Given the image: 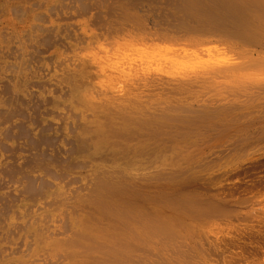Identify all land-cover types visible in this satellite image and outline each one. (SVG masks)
I'll return each instance as SVG.
<instances>
[{"label":"rangeland","instance_id":"rangeland-1","mask_svg":"<svg viewBox=\"0 0 264 264\" xmlns=\"http://www.w3.org/2000/svg\"><path fill=\"white\" fill-rule=\"evenodd\" d=\"M196 1L0 0V18H2L0 19V115L2 116L5 110L10 113L16 111L14 114L11 113L13 116L11 115V118L9 116V120L0 122V264H52L51 261H54L53 264H264V154L259 151L261 147H264V126H259V122H256L258 127H248L241 131L232 127L228 138L221 142L215 140L217 134L214 130V137L208 136L205 140L201 139L202 141H198L196 145L193 144L194 146L191 144L192 149L188 148L190 152L202 149L205 146L203 142L207 144V140L208 143L216 144V146L213 145L215 148L213 153L206 154L203 160H200L197 168L188 170L186 175L181 173L180 181H176L177 176L173 177L176 172L168 165L167 169L173 170L169 173L174 172L175 174L172 175V180H174L167 181V183L166 181L164 183L161 180H159L161 182L153 180L146 173L141 175L138 171L132 172V177L140 176L142 178L139 181L141 183L133 185L130 183L127 185L128 187L145 188L153 196H168L171 197L170 200L177 199L179 195L180 197L178 200L164 202L147 196L149 199L143 198L138 205L134 204L139 208V214L133 213L129 216H117V218L104 217V221L118 224L122 228H133L131 232L120 233L118 236L110 234L108 237H100L97 234L92 236L89 234V237L86 238H92L95 245L101 240L102 244H110L112 247L104 246L106 248H102L98 244V248L85 249L87 252L81 253L84 249H79L76 253H70L67 250L61 249L62 252L58 250L61 247V241H63L60 240L61 236L55 240L58 243L57 239L60 238L59 247L57 244L55 250L48 249L51 244L54 246V241L48 244L51 239L45 240V245L48 244V247H42L44 242H40L41 240L36 238H29L31 227L47 220H55L59 226L64 222L66 224L67 221L69 222L67 224L71 223L70 225H72L73 223L76 226V237L82 235L78 232L79 230L83 231L85 227L87 228L77 218L67 221L63 217L52 219L48 214L49 204L46 205L52 196L62 199V205L58 208L57 214L63 215L68 205L74 204L80 209L88 208L87 205H83L81 197L83 198L85 193L89 194L87 191L89 192V188L97 180L100 181L99 189L102 192H104V187L110 184H113L115 189L124 186L116 176L111 174V169L119 165L114 161L118 151L112 145L106 146L105 144V140L110 138V134L116 130L118 125L114 120L105 122L97 119L96 106H92L95 99L106 97L115 104L126 103L129 106L143 103L142 101L148 99L152 105L156 106V114L159 112L161 114L169 113L170 116L178 119L173 123L188 125L195 133H199L200 129L203 132L202 125L204 124H212L216 129L219 127L223 129L225 127L222 124H232L239 119H246L247 116L255 118V120L259 116L264 118L263 59L262 63L259 62L263 66L262 69L260 70L261 67H258L260 65L257 66L258 75L252 71L250 74L252 76L248 78L249 74L245 76L239 71L238 74L233 71L235 69L229 71V76L225 67H222L223 65L215 67L216 64L220 65V61L224 65L228 64L225 62L229 58L230 62L233 61L231 57L219 60L221 56L215 57L216 55H214L213 59L210 56L213 51L220 50L221 52L232 47L231 52L237 50L232 58L238 64L244 59V63L247 59L249 60L248 55L254 49H258L256 51L259 53L254 50L253 57L264 56L262 54L264 49H259V46L233 36V39L231 36L227 38L225 35L212 37L208 36L209 33L205 36L201 34L202 32H194L214 26L212 19L218 15L225 21L227 18L226 25L229 29L239 28L240 24L235 22L232 16L235 20L237 18L240 20L242 16L231 13L229 15L228 11H217L214 13L216 16L213 13H207L206 17V15L199 14L201 9ZM178 3L182 6H178ZM255 9L256 6L249 7L244 10V15H248ZM256 10L260 11L261 9ZM259 14L262 15L261 11L258 16H260ZM120 15L133 20L132 23L129 24L125 21L118 24L115 19H118ZM124 25H130L129 27L132 26L135 30L133 31L132 28L129 30V27ZM136 25H140L141 28L144 25L143 30H138L140 27L138 28ZM170 25L171 27H169ZM35 26L39 27L40 31ZM187 26L188 30L193 29L186 34V40L188 41L189 37L191 42L184 40L186 35L185 37L182 35ZM219 26L218 28L221 29ZM145 27L149 28L148 31ZM41 28L46 31L42 30V32ZM144 28L150 35L145 34ZM152 29L159 30L154 32ZM149 30L153 32L150 33ZM126 32L130 37L127 36L128 33L125 34ZM139 32H143V35ZM178 32L179 34H177ZM92 33L93 36L90 35ZM155 34H159V36ZM50 35L57 36L59 40ZM144 35L148 36L147 39ZM160 35L163 38L168 36L169 39L174 37L175 40L179 38L178 42L182 37L187 44L184 42L178 44L177 40L176 42L174 40L175 44L177 43L175 45L171 41L173 38L171 40L167 38L168 42H165V38L162 40L157 38L161 37ZM171 35L173 36L171 37ZM46 36L47 38H45ZM27 38L28 41H25ZM40 38H42L41 40L48 39V41L41 43V41L39 42ZM212 38L214 39L212 40ZM155 39L156 41H154ZM196 40H200L198 41L200 43H197ZM141 41H144V44ZM124 42L128 43L127 46L124 45ZM146 42L147 44H145ZM238 42L239 46L242 45L241 47L237 45ZM194 46L196 49L199 47V51L203 50L200 57L205 56L206 59L210 57L207 60H211L209 63L212 62L214 66L212 63L209 65L211 67L207 66L208 69L196 66L199 69L205 68L207 71H212L209 72L210 74L207 71L198 70L196 67H190L194 71V75H200L198 76L200 81L197 77L183 78L181 73L172 74L162 68H150L148 64L143 63V61H153L149 57L147 58L150 53L157 54V57L160 58L166 54L164 61L170 59V56H173L175 52L174 58H177L178 55L177 59H180L182 58L180 56L186 55L191 50L189 55H186L189 59L186 56L183 59L186 58L191 64L199 65L198 61L205 59L198 58L199 52L193 51L195 50ZM192 47L194 48L192 49ZM250 47L254 49H249L251 50L249 51ZM35 49L36 51H34ZM168 49H171V55H168L170 53L167 51ZM261 51L263 52L261 53ZM144 52L146 55L149 54L146 56ZM237 52L239 56H236ZM136 53L138 54L136 55ZM167 55L170 58H167ZM144 56L146 57L144 58ZM136 58L140 60L142 58L143 61L140 62ZM174 58V61L177 60ZM65 60L67 61L65 62ZM230 62L229 64H234V62ZM209 63L207 61L206 64ZM222 69L225 70V76L231 77L233 72L232 74L235 73L233 76L240 78L239 75H244L248 80L242 76L241 80L238 78L235 80L233 77L237 83L229 82L230 78L226 76L227 79L222 73L223 71L220 72ZM201 72L209 74V77H212L214 73V80L210 79L209 81L207 76L208 81H205L203 76L206 74ZM215 73H219L217 78ZM62 75H64V79L61 78ZM220 76L221 78L225 77L227 79L225 82L228 81L234 88L230 89L231 85L225 83L224 79L222 83ZM215 81L217 85L214 83ZM4 84H8L7 92H4ZM200 84H204L205 88L200 90V87L203 86ZM207 84H210L209 87ZM223 84L228 85L229 89L227 86H224L225 89L222 88ZM198 86L200 87L198 88ZM220 86H222V90ZM215 94L216 96H214ZM223 99H228V101H223ZM178 108L184 110H178ZM59 116H62L64 120ZM261 118L259 119L261 120ZM167 121L170 123L174 120ZM84 124H89L92 129L82 140L77 136V133ZM177 129L182 130V127L177 126ZM210 139L213 142H210ZM241 139L245 142L243 141V143ZM221 143L227 149L225 152L218 148V146L222 148ZM239 143L242 149L235 148L239 153L230 155L228 151L237 147ZM200 145L203 146L199 148ZM31 154L46 166H25L28 165L26 158L31 157ZM156 165L158 166V164H154L155 168ZM9 166L16 167L15 175L7 174L6 176L4 171ZM163 167L165 166H161V169ZM20 171L27 173V176L18 175ZM165 177L169 176L165 175ZM206 204L210 207L206 208ZM109 205L112 208L119 207V204L114 202ZM129 208L132 207L129 206ZM78 226L80 228L77 231ZM46 233H49L48 230ZM46 233L43 239L46 238ZM78 233H80L79 236H77ZM31 240L37 241L31 246ZM106 240L108 241L106 242ZM74 257H76L75 260Z\"/></svg>","mask_w":264,"mask_h":264},{"label":"bare ground","instance_id":"bare-ground-1","mask_svg":"<svg viewBox=\"0 0 264 264\" xmlns=\"http://www.w3.org/2000/svg\"><path fill=\"white\" fill-rule=\"evenodd\" d=\"M180 1H182V0H180ZM184 1H189V2H192V0H184ZM194 1V0H193ZM178 2V1H177ZM196 2H198V4H199V6H200V9H201V11H200V13L199 14H201V15H206V17L208 16V14L209 13H216L217 11L218 12H222V11H225V12H229V15H231V14H234V15H236V14H239V15H242V16H244V17H240V20L237 18V20H235V18H234V16H232L233 17V19H234V21L236 22L237 21V23L238 24H240V27L239 28H231V29H229L228 28V26L226 25V21H227V18H226V21H225V19L224 18H220V15H218V17H215L214 19H212L213 20V22H214V26H212V27H210V28H208V29H200V30H195L194 32H202L201 34L202 35H205V36H207L208 35V33H209V35L208 36H212V37H214V35L216 36H222V35H225V36H227V38H230L229 36H233L234 38H237V39H239V40H243V41H247V42H249V43H251V44H255V46H259V49L260 48H263L264 49V0H212V1H210V0H197ZM185 3V2H184ZM194 3V2H193ZM179 5L178 6H182V5H180V3H178ZM37 5V4H36ZM40 5V4H39ZM39 5H37V6H39ZM62 5V4H61ZM81 5V4H80ZM35 6V5H34ZM168 6V5H167ZM255 7L256 6V9H261L260 11H261V14L262 15H260V16H258V13L260 12L259 10H253L252 12H249L248 13V15H244L245 13H244V10H246V9H249V7L251 8V7ZM168 8V7H167ZM14 9V8H13ZM81 9V8H80ZM200 9H198V10H200ZM181 10V9H180ZM182 10H183V8H182ZM188 10V9H187ZM17 11V10H16ZM19 11V10H18ZM10 12V11H9ZM122 12V11H121ZM246 12V11H245ZM123 13V12H122ZM121 13V14H122ZM193 13V12H192ZM208 13V14H207ZM231 13V14H230ZM21 15H22V13H20ZM60 14V13H59ZM124 14V13H123ZM225 14V13H224ZM61 15V14H60ZM125 15V14H124ZM182 15H184V14H182ZM187 15V14H186ZM185 15V16H186ZM192 15V14H191ZM211 15V14H210ZM223 15V14H222ZM226 15V14H225ZM229 15H227L228 16V18H229ZM19 16V15H18ZM17 16V17H18ZM190 16V15H189ZM188 16V17H189ZM211 16H213V15H211ZM214 16H216L215 14H214ZM226 16V17H227ZM69 17V16H68ZM118 17V16H117ZM142 17V16H141ZM224 17V16H223ZM236 17V16H235ZM238 17V16H237ZM144 18V17H143ZM154 18V17H153ZM170 18H172V17H170ZM174 18V17H173ZM192 18V17H191ZM0 19H2V18H0ZM11 19V18H10ZM188 19V18H187ZM189 19H190V17H189ZM205 19H207V18H205ZM211 19V18H210ZM231 19V18H230ZM15 20V19H14ZM38 20V19H37ZM177 20H178V18H177ZM239 20V21H238ZM115 21L116 22H118V24H120V23H124L125 21L127 22V23H129V24H131L132 23V21L131 20H129L128 18H125V17H123L122 15H120L119 16V18L118 19H115ZM174 21V20H173ZM115 22V23H116ZM170 22H172V21H170ZM209 22V21H208ZM229 22V21H228ZM137 23V22H136ZM206 23V22H205ZM234 23V22H233ZM134 24V23H133ZM211 24V23H210ZM135 25V24H134ZM141 25V24H140ZM140 25H136L138 28L140 27ZM172 25H173V23H172ZM216 25H220L219 27H221V29L220 28H218V26H216ZM34 26V25H33ZM40 26V25H39ZM124 26H127V25H124ZM130 25H128L127 27H129ZM146 26V25H145ZM222 26H223V28H222ZM229 26H231V25H229ZM137 27H136V30H137ZM143 27H144V25H143ZM143 27L141 28L140 27V29H138V30H143ZM169 27H171V25L169 26ZM173 27V26H172ZM175 27V26H174ZM179 27V26H178ZM35 28H37L39 31H40V29H39V27H37V26H35ZM131 28H132V26H131ZM130 27H129V30L131 29ZM146 28V27H145ZM145 28H144V30H145ZM182 28V27H181ZM185 28H186V26H185ZM191 28V27H190ZM34 29V28H33ZM32 29V30H33ZM50 29V28H49ZM119 29H120V27H119ZM133 29V31L135 30L134 28H132ZM147 29V31H148V29L149 28H146ZM35 30V29H34ZM46 31V30H44V29H42L41 28V31ZM48 30V29H47ZM55 30V29H54ZM126 30V29H125ZM153 30V29H152ZM156 30H159V29H156ZM155 30V31H156ZM163 30V29H162ZM165 30V29H164ZM191 30H193L192 28L191 29H189L188 30V26H187V29H185V31H181L182 32V35L185 37V35L186 34H188ZM42 31V32H43ZM49 31V30H48ZM47 31V32H48ZM52 31V30H51ZM154 31V30H153ZM152 31V32H153ZM154 31V32H155ZM167 31V30H166ZM53 32H55V31H53ZM129 32V31H128ZM128 32H126L125 34H127ZM136 32V31H135ZM145 32H146V30H145ZM144 32V33H145ZM149 32L150 33H152L150 30H149ZM157 32V31H156ZM168 32H171V31H168ZM177 32V31H176ZM176 32H173V33H176ZM180 32V33H181ZM122 33V32H121ZM124 33V32H123ZM130 33H132L131 31H130ZM138 33V32H137ZM139 33H142V35H143V32H139ZM148 32H146L145 34H147ZM172 33V32H171ZM196 33V34H197ZM3 34V33H2ZM48 34V33H47ZM133 34V33H132ZM162 36H163V34L162 33H160ZM170 34V33H169ZM177 34H179V32L177 33ZM207 34V35H206ZM7 35V34H6ZM90 35H92L93 36V33L92 34H90ZM148 35H150L149 33H148ZM154 35V34H153ZM153 35H151V36H153ZM155 35H157V36H159V34H155ZM160 35V36H161ZM165 35H166V33H165ZM14 36V35H13ZM26 36V35H25ZM48 36V35H47ZM47 36L45 37V38H47ZM51 36V35H50ZM126 36V35H125ZM127 36H129L130 37V35H129V33H128V35ZM135 36H137V35H135ZM140 36V35H139ZM145 36V35H144ZM157 37V38H159L160 40H162V38L163 37ZM173 35H171V37H172ZM177 36V35H176ZM180 36V35H179ZM191 36V35H190ZM195 36H197V35H195ZM12 37V36H11ZM35 37V36H34ZM52 38H54V37H57V36H55L54 35V37L53 36H51ZM60 37V36H59ZM69 37V36H68ZM132 37V36H131ZM143 37V36H142ZM146 37H148L147 35L145 36V39H147ZM166 36H164V38H165ZM192 37V36H191ZM233 37H232V39H233ZM45 38H43V39H45ZM149 38H151L150 36H149ZM163 38V39H164ZM167 38H168V36H167ZM167 38H165L164 40H165V42H168V41H166L167 40ZM173 38V40H171ZM171 39H169V40H171V41H173L172 43H174L175 44V42H176V40L174 39V37H172ZM198 38V37H197ZM196 38V39H197ZM42 38H40V40H39V42L41 41V43L44 41H48V39H49V37H48V39H45V40H41ZM55 39V38H54ZM56 39H58L59 40V38L57 37ZM152 39H154V38H152ZM158 39V40H159ZM187 39V35H186V38L184 39V40H186ZM191 38H189L188 37V41L190 40ZM193 39V38H192ZM200 39V38H199ZM202 39V38H201ZM214 38H212V40H213ZM224 39V41L225 40H227V39H225V38H223ZM142 40V39H141ZM144 40V39H143ZM157 40V41H158ZM159 40V41H160ZM163 40V41H164ZM174 40H175V42H174ZM203 40V39H202ZM201 40V41H202ZM204 40H205V37H204ZM211 40V39H210ZM210 40H209V42H210ZM219 40V41H218ZM217 41L218 42H220V39H218ZM25 41H28V38L25 40ZM50 41H51V38H50ZM147 41V40H146ZM154 41H156V39L154 40ZM170 41V42H171ZM179 41V38H178V40H177V43L178 44H180L181 42H184V43H186L185 41H183V39H182V37H181V39H180V42H178ZM187 41V40H186ZM187 41V42H188ZM197 41V40H196ZM196 41H194V43L196 44ZM198 41H200V40H198ZM197 41V43H200V42H198ZM216 41V42H217ZM229 41H230V39H229ZM143 42V44H144V41H141V43ZM148 42V41H147ZM147 42L145 43V44H147ZM189 42H191V41H189ZM208 42V43H209ZM217 42V43H218ZM223 42V41H222ZM227 42H228V40H227ZM235 42V41H234ZM125 43V42H124ZM151 43H153V42H151ZM164 43V42H163ZM176 43V44H177ZM203 43V42H202ZM206 43V42H205ZM216 43V44H217ZM231 43V42H230ZM229 43V44H230ZM237 43V42H236ZM44 44V43H43ZM47 44V43H46ZM123 44V43H122ZM126 44H128V43H125L124 45L125 46H127ZM143 44H140L141 46L143 45ZM154 44V43H153ZM157 45L159 44V42L158 43H156ZM168 44V43H167ZM175 44V45H176ZM182 44V43H181ZM187 44V43H186ZM190 44V43H189ZM213 44H214V42H213ZM220 44V43H219ZM233 44V43H232ZM31 45V44H30ZM124 45H122L123 47H124ZM149 45V44H148ZM200 45H202V44H200ZM199 45V46H200ZM207 45V44H206ZM211 45V44H210ZM235 45V44H234ZM238 46H239V42H238V44H237ZM160 46V45H159ZM173 46V45H172ZM187 46V45H186ZM190 46V45H189ZM197 46V45H196ZM216 46V45H215ZM220 46V45H219ZM223 46V45H222ZM236 46V45H235ZM242 45H240L239 47H241ZM249 46V45H248ZM30 47V46H29ZM149 47V46H148ZM152 47V46H151ZM179 48L181 47V46H178ZM177 47V48H178ZM195 47V46H194ZM194 47H192V49L194 48ZM201 47V46H200ZM209 47V46H208ZM207 47V48H208ZM227 47V46H226ZM239 47H237L236 46V48H239ZM12 48H14V47H12ZM153 48V47H152ZM162 48H164V47H162ZM182 49H183V47H181ZM186 48V47H185ZM190 48V47H189ZM189 48H187V50L189 49ZM203 48V47H202ZM224 48V47H223ZM228 48V47H227ZM245 48V47H244ZM253 48V47H252ZM251 47L250 48H248V50L249 49H252ZM21 49V48H20ZM19 49V50H20ZM30 49H32V48H30ZM114 49V48H113ZM119 49V48H118ZM140 49V48H139ZM154 49V48H153ZM173 49V48H172ZM210 49H212V48H210ZM210 49H208V50H210ZM215 48H213L212 50H214ZM231 49H232V47H229V49L228 50H225V51H221L220 52V50H216L215 52L213 51V53H211L210 54V56H212L211 58L213 59V56L214 55H216L215 57H217V56H221V59L219 58V60H222V58H229V57H231V59L233 60V61H231L232 63L234 62V64H229V60H230V58L227 60V61H229V62H227L226 60H224V61H226L225 63H228V64H223V63H221L222 61H220L219 63H220V65H218V64H216L217 66H215L216 68L217 67H221V65H223L222 67H225L224 69L228 72H226L229 76H230V72H231V69L233 70V69H235V70H233L234 72L236 71L237 73H238V71L240 72V74H244L245 76L246 75H248L247 77L249 78L250 76H252V75H250L251 73H252V71H254L255 73H259V70H258V68H257V66L258 65H260V66H258V67H261L260 68V70L262 69V67L263 66H261V64H259V62H261V60L262 61H264V58H262V57H264V56H259V55H256L257 57H253V55H252V52L255 50V52L256 53H259V52H257L256 50H258V49H254L252 52H251V54H249L248 56H249V60L247 59L246 60V64L243 62V61H245V59L243 60V61H241V63H243V64H241L240 62L237 64L236 63V61H235V59L234 58H232V55H234L235 53H236V51L237 50H234V52H231ZM245 49H247V48H245ZM18 50V51H19ZM162 50V49H161ZM170 50L171 49H168L167 51L168 52H170ZM181 50V49H180ZM180 50H179V52H180ZM239 50H240V48H239ZM248 50H247V52H248ZM11 51V50H10ZM33 51V50H32ZM34 51H36V49L34 50ZM38 51V50H37ZM44 51V50H43ZM116 51H118V50H116ZM147 51V50H146ZM150 51V50H149ZM148 51V52H149ZM177 51V50H176ZM182 51V50H181ZM189 51V50H188ZM191 51V50H190ZM189 51V52H190ZM193 51H195V53H201L203 50H201V51H199V47H197V49H196V47H195V50H193ZM192 51V52H193ZM198 51V52H197ZM205 51V50H204ZM242 51H244L243 50V48H242ZM249 51H251V50H249ZM260 51V50H259ZM16 52V51H15ZM136 52H138V50H136ZM155 52V51H154ZM166 52V51H165ZM168 52H167V54H168ZM178 52V53H179ZM184 52V51H183ZM188 52V53H189ZM212 52V51H211ZM246 52V53H247ZM263 51H261V53H262ZM18 53V52H17ZM28 53H29V51H28ZM27 53V54H28ZM42 53V52H41ZM150 53V52H149ZM149 53H147V55L149 54ZM155 53H157V52H155ZM176 53V52H175ZM175 53H173V56L171 55L172 53L170 52L168 55H171L170 57H168V55L166 56L167 58H170V59H168V60H164L163 61V59L165 58L164 56L166 55H164L163 56V58L161 57H157V54H155L154 55V53H153V55L150 53L148 56L145 54V52H144V54L147 56V58L149 57L150 59H152L153 61H150V60H148V61H143L142 60V58H141V60L143 61V63H145L146 65L148 64L149 66H150V68H162V69H164V70H166L167 72H169V73H181L182 75H183V78H187V77H189V76H192V77H197V78H199L198 76H200V75H194V71L190 68V67H193V68H195L196 66H199V67H207V66H209L211 63H209L210 61L209 60H207V59H209L210 57L207 55V54H209V53H207L206 55H207V57H209V58H204V57H200L201 55H202V53L201 54H197V56H198V58L200 59H205V60H202V61H198L199 62V65H196V64H194V63H190V61L189 60H187V59H189V58H187L188 56H186V55H184L183 53H182V55H184V56H186V58H184L183 59V57L184 56H180V57H182V58H180V59H177L178 58V55H177V58L175 57L174 58V54ZM240 53H242V52H240ZM244 53V52H243ZM250 53V52H249ZM254 53V52H253ZM9 54V53H8ZM20 54V53H19ZM23 54V53H22ZM31 54V53H30ZM29 54V55H30ZM38 55H39V53H37ZM115 54V53H114ZM138 53H136V55H137ZM193 55H194V53H192ZM203 54H204V52H203ZM239 53L237 52V54H236V56L238 55ZM263 55H264V53H262ZM36 55V54H35ZM34 55V56H35ZM139 55L141 56V54H140V52H139ZM138 55V56H139ZM176 55V54H175ZM189 55V54H188ZM192 55V56H193ZM242 55H244V54H242ZM241 55V56H242ZM261 55V54H260ZM19 56V55H18ZM26 56V55H25ZM115 56V55H114ZM146 56H144V58L146 57ZM239 56V55H238ZM252 56V57H251ZM39 57V56H38ZM243 57V56H242ZM10 58V57H9ZM20 58V57H19ZM29 58H32V57H29ZM69 58V57H68ZM125 58V57H124ZM126 58H128V57H126ZM133 58V57H132ZM173 58L174 59H177V60H173ZM194 58V57H193ZM197 58V59H198ZM240 58V57H239ZM248 58V57H247ZM36 59V58H35ZM40 59V58H39ZM130 59V58H129ZM162 60V61H159V60ZM195 59V58H194ZM215 59V58H214ZM136 60H138V61H140V62H142L139 58L137 59L136 58ZM62 62H63V60H61ZM67 60H65V62H66ZM207 61H208V63L209 64H206L207 63ZM239 61V60H238ZM60 62V61H59ZM61 62V63H62ZM213 62H214V60H213ZM216 62V61H215ZM230 62V63H231ZM64 63V62H63ZM216 63H218V61L216 62ZM262 63V62H261ZM240 64V66H238ZM28 65V64H27ZM63 65V64H62ZM61 65V66H62ZM263 65V64H262ZM13 66V65H12ZM212 66H213V63H212ZM231 66V67H230ZM235 66V67H234ZM15 67V66H14ZM209 67H211V66H209ZM214 67V66H213ZM53 68V67H52ZM196 68H198V67H196ZM207 69H208V67H207ZM207 69L205 70V68H198V70H203V71H207ZM9 70V69H8ZM224 70V71H225ZM258 70V71H257ZM218 71H219V68H218ZM221 71H223V69L222 70H220V72ZM222 72L223 74H224V76H225V72ZM230 71V72H229ZM257 71V72H256ZM203 73V72H201L202 74H206V73ZM209 72H212V71H207V73H209ZM233 73V72H232ZM231 73V77H229L228 75H226L228 78H230L229 79V82L230 81H232L233 83H237L235 80L238 78V77H236V76H233L234 74H232ZM258 73L256 74V75H258ZM210 74V73H209ZM209 74H206V76H203V77H205V79H206V77L209 75ZM212 74V73H211ZM219 74V73H218ZM218 74H216L215 73V77L217 76L218 77ZM223 74H221V75H223ZM239 74V73H238ZM238 74H237V76H238ZM244 75H239V77L240 78H242V76H243V78H245L244 77ZM11 76V75H10ZM225 76V77H226ZM260 76V75H259ZM9 77V76H8ZM172 77H173V75H172ZM192 77H190L191 79H192ZM216 77V78H217ZM225 77H223L222 76V78H221V76H220V78L222 79L221 80V82L223 83V79H224V82H225V80H227ZM233 77H235V80L233 79ZM257 77V76H256ZM61 78L62 79H64V75H62L61 76ZM197 78H195V79H197ZM207 78H209V81H210V79H212V80H214V73L212 74V77H207ZM220 78H219V80H220ZM240 78H238V79H240ZM248 78H245V79H247L248 80ZM204 79V78H203ZM203 79H202V81H203ZM231 79H233V80H231ZM183 80H185V79H183ZM194 80V79H193ZM241 80V79H240ZM195 81V80H194ZM198 81V80H197ZM199 81H200V78H199ZM199 81L197 82V83H199ZM201 81V82H202ZM205 81H208V79H206ZM204 81V82H205ZM243 81H244V79H243ZM183 82V81H182ZM220 82V83H221ZM228 81H226L225 83H229ZM215 84H216V81L214 82ZM218 83V82H217ZM238 83H239V80H238ZM244 83V82H243ZM242 83V84H243ZM230 84V83H229ZM249 84V83H248ZM247 84V85H248ZM200 85H203V86H198V88L200 87V90H201V88L203 89V87L205 88V86H204V84H200ZM209 85L210 84H207V86L209 87ZM217 85V84H216ZM231 85V84H230ZM229 85V86H230ZM238 85V84H237ZM240 85H241V82H240ZM245 86H246V84H244ZM206 86V87H207ZM224 84H223V87L222 86H220V89H221V87L222 88H224ZM227 86V89H229L228 88V85H226ZM225 86V87H226ZM218 87V86H217ZM238 87V86H237ZM243 87V86H242ZM232 88H234V87H232V85L230 86V89H232ZM212 89V88H211ZM215 89V88H214ZM219 89V88H218ZM225 89V88H224ZM213 90V89H212ZM222 90V89H221ZM234 90V89H233ZM8 91V84H4V92H7ZM214 91V90H213ZM213 91H211V92H213ZM224 91V90H223ZM227 91V90H226ZM237 92V91H236ZM219 93V92H218ZM217 94V93H216ZM216 94L214 95V96H216ZM237 95H238V92L236 93ZM220 95V94H219ZM219 95H217V96H219ZM236 95V96H237ZM213 96V95H212ZM232 96L234 97V93L232 94ZM223 97V96H222ZM223 98H225V97H223ZM227 98V97H226ZM238 98V97H237ZM219 99H220V97H219ZM229 99V98H228ZM228 99L226 100V101H228ZM240 99H241V97H240ZM239 99V100H240ZM251 99V98H250ZM218 100V99H217ZM224 99H223V101H225ZM230 100V99H229ZM237 100V99H236ZM235 100V101H236ZM253 100V99H252ZM219 101V100H218ZM230 101H232V100H230ZM229 101V102H230ZM56 102V101H55ZM54 102V103H55ZM143 103H137V105H127L126 103H121V104H115V103H113L111 100H108V99H106V97H104V98H102V97H100V98H97V99H95V101H93V103H92V106H96V108H95V113L97 114L96 115V117H97V119H101V120H103V121H109V120H114L115 122H116V124L118 125V127L116 128V130L114 131V132H112L111 134H110V138L108 139V140H105V144H106V146L108 145V146H111L112 145V147L113 148H115L118 152H117V155H116V160H114V161H116L119 165L117 166V167H115V168H112L111 170V174L113 175V176H116L117 177V179L119 180V181H121L122 182V184H124V186L123 187H121L120 189H115L114 187H113V184H110V185H108L107 187H104V192H102V191H100L101 189H99V187H100V181L99 180H97L95 183H93V185L89 188V192L87 191V193H89V194H86V196H84L83 195V198L81 197V199H82V203H83V205H87L88 206V208H82V209H80V208H77L78 206L77 205H74V204H72V205H68V206H66L67 208L64 210V212H63V215H61V214H57L58 213V208L62 205V199L60 198V197H55V196H52L51 198H50V200H49V203H47L46 205H48L49 204V216L52 218V219H54L55 217H63L64 219H66V221L67 220H71V218H77L79 221H80V223L81 224H83V225H85V226H87V228L85 227L84 228V230L83 231H80L79 230V228H80V226H78L77 228V231L78 232H80V233H82V235H80V233H78V235L77 236H79V237H76V229H75V227L76 226H74V224L72 223V225H70V224H67V223H69L68 221L66 222V224H62V225H60L59 226V224L57 223V222H55V220L54 221H50V220H47V221H42L43 223L42 224H39L38 223V225H36V224H34L32 227H31V233H30V237L29 238H31L32 237V239H39V240H41L40 242H44V243H42V244H40V245H42V247H44V246H47L51 241H54L53 242V244H54V246L52 245V247H51V245H50V247H48V249H54L55 250V246L60 242V240H63V241H61V247L60 248H58L59 247V244H58V250H67V251H69L70 253H73V252H77L79 249L81 250V249H84L83 251H81V253L82 252H87V251H85V249H88V248H98V244H100L101 246H102V248H106L107 246H110V247H112V245H110V244H108V245H105V244H102L100 241L101 240H99L98 242H97V245H95V244H93V241H92V238H91V236L93 235V234H97V235H99L100 237H108L110 234L112 235H114V236H118L120 233H127V232H131L132 230H133V228H122L121 226H119L118 224H112V223H109V221H104L103 220V218L104 217H113V218H117V216L118 217H123V216H129L130 214H133V213H138V211H139V208L137 207V206H134V204L135 205H138L139 203H140V201L143 199V198H146V199H149V197H147V196H150V197H152L153 199H155V200H159V201H164V202H171V201H173V200H175V199H173V200H170V198L168 197H165V198H167V199H165L164 197H162V196H153L152 194H151V192L149 191V190H147V189H145V188H143V189H141V188H135V189H133V188H130V187H128L127 185H130V183H131V185H133V184H140L139 183V181L142 179L140 176H138V177H136V176H133L132 177V172H136V171H138L139 173H141V175H142V173H146L147 174V176H149L151 179H153V180H161V181H166V183H167V181H173L172 180V178L174 177H176L177 176V179H176V181H178L179 180V178H182V177H180V174L181 173H183V175H186V174H188L187 173V171L188 170H193L194 168H197L198 167V165L200 164V160L202 161L203 160V158L205 157V155L206 154H209V153H213L214 152V147H213V145L214 144H210V143H208L209 141L207 140V144H204V142H203V145H205L204 147H202V149H200V150H196V151H193V152H190V150L188 149L189 147L191 148V147H193L194 145L193 144H195L196 145V143L198 142V141H202L201 139H206L208 136H211V137H214L215 136V132H216V139L215 140H218L219 142H221V141H224V139L226 138H228V134L232 131V129L233 128H237V130H239V131H241V129H244V128H253L254 126H257V123L256 122H259V126H261V127H263L264 126V118L262 119L260 116H259V118H261V120L258 118V119H256V120H258V121H256L255 120V118H248V116H247V118L246 119H244V120H241V119H237L238 121L237 122H234V123H232V124H230V123H225V124H222V126L223 127H225V128H220L219 126V128H215L214 127V125H212V124H204V125H202L203 127H204V131L202 132V130L200 129V132L198 133H195V131L193 130H191L190 128V126H188V125H182V124H176V123H173V122H176V121H178V119H176L175 117H173V116H170L169 115V113H164V114H161L160 112L158 113V114H156L155 112H156V106H154V105H152L150 102L151 101H149L148 99H145L144 101H142ZM55 104H57V103H55ZM54 105V104H53ZM58 105V104H57ZM246 106V105H245ZM252 108V107H251ZM247 109V108H246ZM12 110V109H11ZM17 110V109H16ZM178 110H184V109H181V108H178ZM14 111V110H13ZM48 111V110H47ZM51 111V110H50ZM2 112V111H1ZM4 113H2L3 115L1 116L0 115V122H4V121H7V120H9L10 118H11V115L12 114H14V112H16V111H14V112H6V110L5 111H3ZM251 112V111H250ZM38 113V112H37ZM249 113V112H248ZM9 114V115H8ZM247 115V114H246ZM9 116H10V118H9ZM13 116V115H12ZM255 116V115H254ZM39 117V116H38ZM57 117H58V115H57ZM60 117V116H59ZM62 117V116H61ZM60 117V118H61ZM246 117V116H245ZM237 118H242V117H237ZM67 119V118H66ZM65 119V120H66ZM235 119V118H234ZM61 120V119H60ZM62 120H64V118L62 117ZM167 120H169V121H172V120H174V121H172V122H170V123H168V121ZM241 120V121H240ZM61 122V121H60ZM63 122V121H62ZM256 124H255V123ZM50 123V122H49ZM64 123V122H63ZM208 123V122H207ZM210 123V122H209ZM17 127H19V125H16ZM177 126H179V127H182V130H180V129H177L176 130V127ZM217 127V126H216ZM227 127V128H226ZM233 127V128H232ZM258 127V126H257ZM175 128V129H174ZM264 128V127H263ZM92 129V127L90 128V125L89 124H84V126L83 127H81V129L78 131V133H77V136L78 137H80L82 140L84 139V137L86 136V135H88L89 134V132H90V130ZM214 130H215V132H214ZM254 138V137H253ZM252 138V139H253ZM238 140V139H237ZM242 140V142L244 141L245 142V140H243V139H241ZM240 140V141H241ZM236 141V140H235ZM240 141H238V142H240ZM210 142H213L212 141V139H210ZM241 142V143H242ZM243 142V143H244ZM206 143V142H205ZM242 143V144H243ZM193 146H192V145ZM210 144V145H209ZM203 145H200L199 146V148H201V146H203ZM218 145V144H217ZM221 145H222V148L221 147H219L218 146V148H220L221 149V151H226L227 149L224 147V144L223 143H221ZM198 146V145H197ZM214 146H216V144L214 145ZM240 146H241V144L239 143V144H237V147H234V148H231L229 151H228V153H230V155H233V154H235V153H237V151L238 150H240V149H242V148H240ZM242 147V146H241ZM261 147V146H260ZM195 148H196V146H195ZM218 148H216V149H218ZM238 149V150H236V149ZM240 148V149H239ZM192 149V148H191ZM258 150V149H257ZM230 151H235L234 153H232V152H230ZM259 151L262 153V154H264V147L262 148H260L259 149ZM241 152V151H240ZM218 153V152H217ZM239 153V152H238ZM237 153V154H238ZM219 154H221V153H219ZM222 154H223V152H222ZM236 154V155H237ZM224 155V154H223ZM222 156V155H221ZM155 160H157L156 162H154ZM153 162H154V164H158V166L156 165V168H155V166H154V164H153ZM224 162V161H223ZM26 163L28 164V165H25V166H46V164L45 163H43V162H41V160L40 159H37V158H34L33 156H32V154H31V157L30 156H28L27 158H26ZM25 164V163H24ZM40 164V165H39ZM116 165V164H115ZM169 166V168H173L174 169V172H176V175L175 176H173L172 177V175H173V173L172 174H170L169 173V171H173V170H169V169H167L168 168V166ZM48 166V165H47ZM159 166H160V169H161V166H165V167H163L161 170L159 169ZM167 166V167H166ZM220 166V165H219ZM10 167V166H9ZM4 168L5 169V171H4V173L6 174V176H7V174L9 175V176H13V175H15L16 173H17V170H16V167H10V168ZM155 169H154V168ZM27 168V167H26ZM30 168V167H29ZM3 169V170H4ZM32 169V168H31ZM156 171V170H158L157 172H155L154 170ZM162 170H164V172H161ZM53 172V171H52ZM153 172H155V173H153ZM159 172V173H158ZM166 172V173H165ZM179 172V173H178ZM153 173V174H152ZM177 173H178V175H177ZM194 173V172H193ZM27 173H22L21 171L18 173V175H20V176H25ZM162 174H164V175H162ZM167 174H170V175H167ZM175 174V173H174ZM191 174V173H190ZM165 175L166 176H169V177H165ZM27 176V175H26ZM107 177H109L108 175H106ZM171 176V177H170ZM188 176V175H187ZM161 181H159V182H161ZM180 181V180H179ZM107 182H109L108 180H107ZM129 182V183H128ZM162 182V183H163ZM43 183V182H42ZM47 183V182H46ZM143 183V182H142ZM145 183V182H144ZM165 183V182H164ZM174 183V182H173ZM147 184V183H146ZM145 184V185H146ZM144 185V184H143ZM139 186H142V185H139ZM138 186V187H139ZM143 187V186H142ZM147 188V187H146ZM38 195V194H37ZM173 195V194H172ZM171 195V196H172ZM178 195H179V193H178ZM51 196V195H50ZM75 197V196H74ZM175 197H176V195H175ZM179 197H180V195H179ZM179 197L177 196V199L176 200H178L179 199ZM31 198V197H30ZM174 198V197H173ZM80 199V200H81ZM76 200H78V199H76ZM75 200V201H76ZM124 200H126V201H124ZM79 202V201H78ZM111 202H114V203H117V204H119V207L118 208H112V207H110V205H109V203H111ZM35 203V202H34ZM80 204H82L81 202H79ZM77 204V203H76ZM80 204H78V205H80ZM128 204H130V205H128ZM82 205V206H83ZM129 206H131L132 208H129ZM205 207L206 208H208V207H210V205H208V204H206L205 205ZM47 208H48V206H47ZM63 211V210H62ZM8 212V211H7ZM6 214V213H5ZM139 214V213H138ZM4 216V215H3ZM63 219V220H64ZM65 221V220H64ZM82 225V226H83ZM69 226V227H68ZM82 226H81V228H82ZM4 227V226H3ZM17 227V226H16ZM25 227V226H24ZM24 227H23V229H24ZM11 229V228H10ZM20 229H21V227H20ZM85 229H86V231H85ZM19 230V229H18ZM47 230H48V234L46 233L47 232ZM13 231V230H12ZM10 233V232H9ZM45 233H46V238L44 237V239H43V236L45 235ZM92 233V234H91ZM8 234V233H7ZM50 234V235H49ZM89 234L91 235L90 236V238L91 239H86V238H88L89 237ZM88 235V236H87ZM61 236V239L59 240V239H57L58 240V243L55 241L56 240V238L57 237H60ZM95 236V235H94ZM14 237V236H13ZM48 237V238H47ZM50 237V238H49ZM63 238V239H62ZM51 239V240H50ZM44 240V241H43ZM45 240H50L49 242H48V244L47 245H45ZM90 240V241H89ZM30 241V240H29ZM37 241V240H36ZM36 241H32L31 240V246L33 245V243L34 242H36ZM92 241V242H91ZM108 240H106V242H107ZM55 242H56V244H55ZM104 242H105V240H104ZM19 244H20V242H19ZM104 246H106V247H104ZM30 247V246H29ZM47 247H45V248H47ZM54 247V248H53ZM100 247V246H99ZM17 248V247H16ZM31 248V247H30ZM101 248V247H100ZM62 250H61V252H62ZM88 250H90V249H88ZM52 251V250H51ZM10 254V253H9ZM84 254V253H83ZM70 255V254H69ZM59 257V256H58ZM71 258H73V256H71ZM70 258V259H71ZM75 258L76 257H74V260H75ZM91 258V257H90ZM42 261V260H41ZM81 262V261H80ZM49 263V262H48ZM50 263H54V261H51ZM56 263V262H55ZM84 263V262H83ZM43 264V263H42ZM47 264V263H46Z\"/></svg>","mask_w":264,"mask_h":264}]
</instances>
